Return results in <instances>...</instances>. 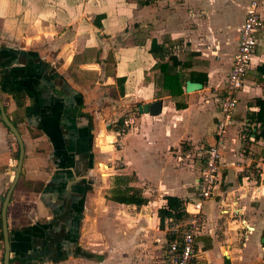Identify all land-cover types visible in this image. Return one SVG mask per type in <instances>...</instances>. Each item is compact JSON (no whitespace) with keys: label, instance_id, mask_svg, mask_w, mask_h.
I'll use <instances>...</instances> for the list:
<instances>
[{"label":"crops","instance_id":"1","mask_svg":"<svg viewBox=\"0 0 264 264\" xmlns=\"http://www.w3.org/2000/svg\"><path fill=\"white\" fill-rule=\"evenodd\" d=\"M258 1L263 24L225 127L215 188L202 205L194 264H264V139L248 135L254 124L247 118L257 110L253 100L264 99V0ZM249 2L158 0L156 6L137 7L135 0H0V101L24 150L6 209L10 264H31L27 259L41 252L45 264H153L164 243L157 209L166 205V197H195L201 150L214 141L217 97ZM90 4L94 10L86 15ZM139 20L140 31L151 30L148 39L109 42L108 36ZM151 39L172 46L168 55L176 63L163 76L148 54ZM66 48L68 58L57 65L53 56L63 59L54 53ZM85 51L95 52L99 63L87 62ZM107 57L113 61L109 75ZM90 65L102 71L85 87L77 69ZM118 78L124 80L122 94ZM186 82L201 88L185 92ZM102 85L107 90L100 92ZM156 99L161 101L158 116L136 111L137 105ZM126 116L133 118V128L120 133L117 122ZM122 134L130 140L125 147L118 140ZM111 136L116 140L112 151L99 152L109 150ZM17 152L0 122V205ZM88 159L91 165L82 174ZM100 163L106 168H99L103 181ZM124 188L140 190L146 204H118L109 197L104 205L106 191ZM90 191L97 203H86ZM17 208L27 214L21 226ZM99 213L109 218L101 220ZM101 223L108 230L103 237ZM47 230L56 235L49 243Z\"/></svg>","mask_w":264,"mask_h":264},{"label":"built area","instance_id":"2","mask_svg":"<svg viewBox=\"0 0 264 264\" xmlns=\"http://www.w3.org/2000/svg\"><path fill=\"white\" fill-rule=\"evenodd\" d=\"M258 2V0H250L238 31L237 46L231 58V65L221 94L217 97L219 119L212 133L214 141L201 150L203 167L197 179L195 197L193 200H182L181 211L186 215L184 220L165 219L163 221L161 231L164 234V243L153 264H194L196 262L195 240L201 229L200 212L203 202L210 198L215 188L224 148L225 127L237 104L236 93L242 89L250 66L256 45V33L263 24L258 14ZM213 91L217 92V90ZM133 125L132 117H123L120 120V133L132 129ZM115 143L116 140L113 139L112 145Z\"/></svg>","mask_w":264,"mask_h":264},{"label":"trees","instance_id":"3","mask_svg":"<svg viewBox=\"0 0 264 264\" xmlns=\"http://www.w3.org/2000/svg\"><path fill=\"white\" fill-rule=\"evenodd\" d=\"M139 5L147 6L149 3L147 1H143ZM148 54H150L151 57L156 60V67L162 76L165 75V72L168 70V68H173L176 63L174 57L168 55L167 50L161 44H157L154 39L149 41ZM164 60H166L167 63H170V66L167 65V63H163ZM115 81L119 94H122V83L124 81L123 78H118ZM110 97H116V93H114L113 90H110ZM252 106L257 110L255 112L249 113L247 118L254 124V132L251 133L249 131L248 135L253 134L256 138L264 139V99L253 100ZM117 125L120 127V121L117 122ZM16 187L17 185L14 188L16 189ZM111 200L118 204L134 205L136 207L145 205L147 202L146 199L142 197L140 190L133 188L114 190L111 195ZM165 202L166 205L157 210L159 229H162L163 221L165 219L181 221L186 217V215L181 211L182 200L175 197H166Z\"/></svg>","mask_w":264,"mask_h":264},{"label":"rangeland","instance_id":"4","mask_svg":"<svg viewBox=\"0 0 264 264\" xmlns=\"http://www.w3.org/2000/svg\"><path fill=\"white\" fill-rule=\"evenodd\" d=\"M143 1H147L148 3H149V5H153V6H156V3H157V1L158 0H135V2H136V4H137V7L139 6V7H141V5H139L141 2H143ZM70 5H76V6H79L78 4H70ZM92 5L93 4H90V8H87L86 9V15H88V14H90V12H92L94 9H92L91 7H92ZM123 15V14H122ZM73 18H74V16H73ZM73 20H75V19H73ZM92 23H93V20L91 21ZM146 24H147V26L146 27H148L149 25H150V23H149V21L148 22H146ZM86 26L88 27V24H83L82 25V27L84 28H86ZM130 27L128 28V30L127 29H121L120 28V30L118 29V31H119V33H118V35H115V36H108L109 38H110V41L109 42H111V43H113V44H116V43H121V40L123 39V38H126V41H124V45H125V43H132V44H141L145 39H148L149 38V36H150V29L149 28H145V27H143L142 28V31H140V20L138 21V23H130V25H129ZM119 28V27H118ZM134 32V33H133ZM137 33V34H136ZM119 36V37H118ZM108 37H106V38H108ZM121 38V39H120ZM57 38L56 37H54V39L53 40H55V41H57L56 40ZM103 42H106V41H103ZM87 44H92V40H89L88 41V43ZM49 45H50V41H48V47H49ZM108 45H109V43H108ZM127 45V44H126ZM105 46L106 47H104V52H106V50H107V45L105 44ZM123 46V45H122ZM162 46H163V43H162ZM166 50H167V53H170V54H172L173 53V51H172V49H171V47L172 46H163ZM175 53V52H174ZM57 54H60V55H62V59L63 60H59V58H56V57H54L53 56V58H55L54 60H55V63L57 64V65H62L63 66V63H64V60H65V58H68V50H67V48L66 49H60L59 51H56L55 53H54V55H57ZM49 55H51V54H49ZM82 55H84V58H85V60L87 61V62H90V63H94V62H96L97 64L99 63L98 61H97V57H96V59H95V52H93V51H85ZM50 57H52V55L50 56ZM107 64H106V66H105V68H106V71H105V75H109L112 71H111V69H112V59H110L109 57H107ZM59 66V67H60ZM65 66V65H64ZM104 67V66H103ZM76 70V69H75ZM98 71H102V67H101V70H100V68H95V66L94 65H90V66H88V67H84L83 69L81 68V69H77V74H81L82 76H85V79H84V83H83V85L86 87L90 82H93V81H96L98 78H99V75H98ZM88 72V73H87ZM89 72H91V73H89ZM93 72V73H92ZM87 75H88V77H87ZM87 78V79H86ZM108 85H102L101 86V91L100 92H103V91H105V90H107V87ZM122 133H124V132H122ZM107 135H105V137H106ZM125 136H126V134H122L121 136H119V138H118V140L120 141L119 143L122 145V146H127L128 145V143L130 142V140H129V138H128V136L126 137V139H125ZM104 137V138H105ZM108 138V137H107ZM107 138H106V140H107ZM113 139V137L111 138V140ZM112 143H113V140L111 141V145H108V147H109V150H108V148H104V147H102L103 149L101 150L100 148H97V150L99 151V152H101V153H108V152H111L112 151ZM106 146V145H105ZM206 147V146H205ZM204 147V148H205ZM106 149V150H105ZM103 158V157H102ZM99 168L100 169H106L105 167H104V165L103 164H98L97 165V169H98V172L101 174V179H102V181H103V177H102V171H100L99 170ZM108 172V171H107ZM106 172V174H108ZM106 178V177H105ZM93 191V190H92ZM91 192V191H90ZM92 193V192H91ZM91 193H89L88 194V197H87V199H86V203L88 202V204H90L91 202H93V200L92 199H94L95 200V202L97 203V196H96V194L93 192L92 194ZM111 194H112V192L109 194V192L108 191H106V195H104V201H105V203H104V205H106L108 202H109V197H111ZM104 207H102V208H100V211H99V207L97 208V212L99 211V212H103V209ZM155 206L153 205L152 207H151V212H152V218H153V220H154V217H155V214H154V212H155ZM118 210V209H117ZM158 210V209H157ZM133 213V212H132ZM137 213V212H136ZM100 215H101V213H99ZM133 214H135V213H133ZM142 215L143 214H145V212H143V213H141ZM108 217V216H107ZM107 217H104V216H102L101 215V220H106V219H108ZM120 217V216H119ZM142 218L144 217V216H141ZM103 218V219H102ZM132 218L134 219V216L132 215ZM139 219V218H138ZM113 220V219H112ZM115 221H117V222H119L118 221V219L117 220H115ZM105 222V221H104ZM104 223H101V228H99L98 229V232H99V230H100V233H101V235H102V237L103 236H106L107 235V232H108V230H107V227L105 228L104 226L105 225H103ZM120 224H122V223H120ZM119 223H117V225H118V227L119 226H122V225H120ZM123 227V226H122ZM162 229H163V226H162ZM105 232H106V234H105Z\"/></svg>","mask_w":264,"mask_h":264},{"label":"water","instance_id":"5","mask_svg":"<svg viewBox=\"0 0 264 264\" xmlns=\"http://www.w3.org/2000/svg\"><path fill=\"white\" fill-rule=\"evenodd\" d=\"M201 88L200 84H196V83H191V82H186L185 83V87L184 90L185 92H192V91H196L199 90ZM160 105H161V101L159 99L153 100L152 102H150L149 104H139L136 107V111L139 114H146L150 117H156L159 115L160 113ZM0 121L2 122L3 126L8 130V132L12 135V137L14 138L16 145H17V158H16V163L12 169L13 171V176L11 179V182L6 190V193L2 199L1 205H0V230H1V237H2V248H3V254H2V264H8V260H9V241H8V232H7V226H6V209H7V205L9 202V198L11 195V192L17 182V179L19 177L20 174V170H21V164H22V158H23V145H22V141L20 139V136L16 130V127L12 124V122H10V120L7 118L3 106L1 104L0 101ZM113 137V136H111ZM88 155V154H87ZM91 165V160L88 159V162L86 163L84 169L82 171V174H85L87 168H89ZM50 184V183H49ZM52 184V183H51ZM263 186V185H262ZM246 187L244 186L242 188V194L241 197H245L246 194ZM259 196V193L254 194V198H257ZM80 199V194L78 195V201Z\"/></svg>","mask_w":264,"mask_h":264},{"label":"flooded vegetation","instance_id":"6","mask_svg":"<svg viewBox=\"0 0 264 264\" xmlns=\"http://www.w3.org/2000/svg\"><path fill=\"white\" fill-rule=\"evenodd\" d=\"M24 151V150H23ZM23 156H24V154H23ZM22 160H23V158H22ZM22 165V164H21ZM51 170V169H50ZM49 170V171H50ZM48 171V172H49ZM20 175V174H19ZM42 186V185H41ZM16 212H17V217L19 218V220H20V223H19V225L18 226H21L22 225V221L23 220H25V219H27V214L25 213V212H23L22 210H20V208H17V210H16ZM47 219V218H46ZM47 221H48V219H47ZM28 224H31V225H33V223H28ZM6 226H7V222H6ZM45 235L47 236V239H48V243H49V239L51 238V236H53V237H55L56 235L55 234H50V233H48V230L45 232ZM0 243H1V254H0V260H1V262H0V264H2V254H3V246H2V237H1V230H0ZM49 246V245H48ZM52 250V248H51V246H49V248H48V255H50L51 254V251ZM45 251V250H44ZM44 257H45V252H41L40 254H37V256H30L29 257V259H27V263H28V261H30L31 262V264H45V260H44ZM50 259H48V261H49ZM10 258H9V260H8V264H10ZM25 263V261L24 260H18V264H24ZM26 264V263H25Z\"/></svg>","mask_w":264,"mask_h":264},{"label":"bare ground","instance_id":"7","mask_svg":"<svg viewBox=\"0 0 264 264\" xmlns=\"http://www.w3.org/2000/svg\"><path fill=\"white\" fill-rule=\"evenodd\" d=\"M108 136L105 137V139L107 138ZM108 139V138H107Z\"/></svg>","mask_w":264,"mask_h":264}]
</instances>
